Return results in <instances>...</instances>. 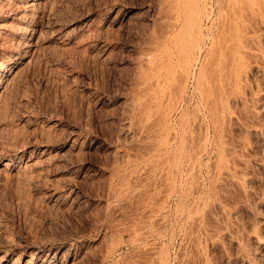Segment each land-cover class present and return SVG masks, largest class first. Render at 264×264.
Returning <instances> with one entry per match:
<instances>
[{
    "label": "rangeland",
    "instance_id": "obj_1",
    "mask_svg": "<svg viewBox=\"0 0 264 264\" xmlns=\"http://www.w3.org/2000/svg\"><path fill=\"white\" fill-rule=\"evenodd\" d=\"M173 7L0 0V264H264V29L248 103L214 115L208 48L192 72L151 45Z\"/></svg>",
    "mask_w": 264,
    "mask_h": 264
},
{
    "label": "bare ground",
    "instance_id": "obj_2",
    "mask_svg": "<svg viewBox=\"0 0 264 264\" xmlns=\"http://www.w3.org/2000/svg\"><path fill=\"white\" fill-rule=\"evenodd\" d=\"M171 1L176 3L177 8L173 7L172 13L174 14L171 16L170 29L165 32L167 35L164 34L165 36L161 38L160 42L152 37L154 40L151 41V45L155 47L158 45L160 48L157 46V49L162 47L167 51L164 53H168L169 64H172L173 61L180 64V56L185 61H191L188 62L192 72H194L199 58L208 48L198 75V84L205 91L211 114L215 115L218 108L220 106L223 108V104L231 98L236 101L235 103L247 104L248 100L245 94V81L249 73L247 66H251V61L259 57L257 42L260 32L264 29V0H205V7L200 13L202 16L196 20L192 15V22L191 16L188 15L194 7H191L192 10L189 11L188 8L191 4L188 2L189 0ZM207 22H211V24L205 28ZM196 26L198 29L197 39L193 42L187 36ZM155 37L157 36L155 35ZM154 46H151L152 50H154ZM179 74L158 73L155 79L156 85L159 86L164 80L170 78L175 79ZM260 102V95L255 96V99L253 97L252 110L256 105L255 109H258ZM158 104V97L151 95L147 102V113L151 114ZM257 111H253L255 117L260 115ZM256 134L259 133L256 132ZM230 174L231 172L226 169L218 178L217 184L226 180ZM256 241L259 243L258 245L264 247L261 237H256ZM52 261H56V258L53 257L50 263ZM26 264H34V262L31 259Z\"/></svg>",
    "mask_w": 264,
    "mask_h": 264
}]
</instances>
